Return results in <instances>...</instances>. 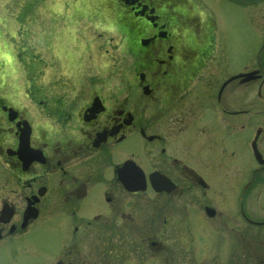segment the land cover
<instances>
[{
    "label": "flooded vegetation",
    "instance_id": "obj_1",
    "mask_svg": "<svg viewBox=\"0 0 264 264\" xmlns=\"http://www.w3.org/2000/svg\"><path fill=\"white\" fill-rule=\"evenodd\" d=\"M108 1L91 19L128 83L26 89L52 137L0 100V248L36 225L65 234L55 264H264V0H222L231 25L204 0Z\"/></svg>",
    "mask_w": 264,
    "mask_h": 264
},
{
    "label": "rangeland",
    "instance_id": "obj_2",
    "mask_svg": "<svg viewBox=\"0 0 264 264\" xmlns=\"http://www.w3.org/2000/svg\"><path fill=\"white\" fill-rule=\"evenodd\" d=\"M42 0H12L20 8V16L18 17L21 25L28 26L29 33L33 29L37 32L46 33L44 36L47 48L51 44L56 35L54 27H48L49 24H56L62 22L46 21V13L35 14V8ZM208 7H211L215 13L223 15V25H231L230 20L232 15L237 12V9L231 7L222 0H204ZM72 2V0H71ZM97 2L101 5L105 4L104 0H87V4L97 6ZM230 9V11H228ZM37 21L39 24L37 26ZM228 28V27H227ZM226 28V29H227ZM52 33V35H47ZM94 36V39L88 40V36ZM119 34V33H118ZM62 36V33H60ZM99 35L101 37H99ZM77 36L79 39L88 40L86 48L88 54L85 57L83 54L79 57L74 55L79 51L78 47H71L73 53L69 56L68 51L65 52V59H70V64L75 66L82 64L83 67L77 68V82L92 83L96 80L104 81V83H128L132 79V72L130 71V53L124 48L121 49L120 43L116 44L117 36L109 34L94 27L91 28L84 20H80L78 25ZM119 34V40L120 38ZM122 37V36H121ZM79 42V40H78ZM50 53L34 48H28L27 51L19 53V59L25 64L28 71L27 79L35 86V83H69V76H65L62 63L69 62L52 58L49 59ZM67 56V57H66ZM95 60V63L93 61ZM111 62L110 68L106 74L98 75L97 71L103 72L99 65L105 62ZM48 76V80L43 81V77ZM76 77V78H77ZM136 142H130L126 148H136ZM140 149V146H138ZM65 239V234L61 230L52 229L35 225L17 242H11L0 248V264H55L61 252V240Z\"/></svg>",
    "mask_w": 264,
    "mask_h": 264
},
{
    "label": "clouds",
    "instance_id": "obj_3",
    "mask_svg": "<svg viewBox=\"0 0 264 264\" xmlns=\"http://www.w3.org/2000/svg\"><path fill=\"white\" fill-rule=\"evenodd\" d=\"M95 8L96 6L92 4L73 3L71 0H42V3L36 6L35 14L46 13V21L62 22L48 25V27L56 29V35L53 42L45 48L44 36L46 33L37 32V29H33L30 34L28 26L21 25L18 20L20 8L12 0H0V80L3 81L0 100L3 101L4 106L20 112L28 109V115L24 118H28L38 130H45L49 137L58 135L61 130L56 125L55 117L48 118L42 115V110L37 111L36 105L31 102L30 95L26 91L31 87V82L27 79L28 71L25 64L19 59V53L27 51L28 48H34L50 53L49 59L56 58L63 61L66 51L71 56L73 54L71 47H78L79 51L75 52L74 55L79 57L83 54L86 57L88 54L86 43L88 40L94 39V36H88L85 33L88 40L78 38L79 16H83L89 27L116 35L117 40L115 43L119 44L118 28L112 21L104 24L99 19H91L96 14ZM38 24L39 21H37V26ZM60 33H62V36ZM47 35H52V33H47ZM93 63H95V60ZM110 64L109 61L99 65V68L104 71L98 70L97 74H106ZM61 66L66 77L72 76L75 69L83 67L81 63L75 66L70 63H62ZM42 79L46 82L48 76L45 75ZM97 91H99V88H97Z\"/></svg>",
    "mask_w": 264,
    "mask_h": 264
}]
</instances>
